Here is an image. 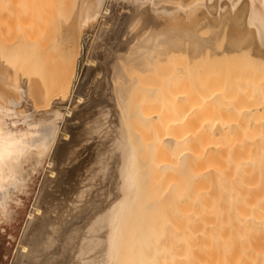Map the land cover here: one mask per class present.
<instances>
[{"label": "bare ground", "instance_id": "6f19581e", "mask_svg": "<svg viewBox=\"0 0 264 264\" xmlns=\"http://www.w3.org/2000/svg\"><path fill=\"white\" fill-rule=\"evenodd\" d=\"M124 11L110 78L101 48ZM24 102L41 119L71 102L68 122L90 125L54 147L43 136L46 178L11 264H264V0H0V152ZM97 138L111 144L82 170ZM17 153L0 171L14 193L35 168Z\"/></svg>", "mask_w": 264, "mask_h": 264}, {"label": "rangeland", "instance_id": "374dc122", "mask_svg": "<svg viewBox=\"0 0 264 264\" xmlns=\"http://www.w3.org/2000/svg\"><path fill=\"white\" fill-rule=\"evenodd\" d=\"M54 14L52 13L51 14L52 16L47 17L46 20L48 21L45 20L46 24L52 21L50 20V17H53ZM54 17L51 19L54 20L55 19ZM124 19H125V11L124 13L123 12L118 13L116 19L113 22L112 29L105 34V37L107 38L111 37V35L113 36L112 42L108 45V48H106L105 46L101 48V53L103 54L102 62L105 68L107 69V74L110 78H111L114 58L117 55L125 54L129 46L125 42H122V37H121V31L123 28ZM49 26H51V23ZM98 29H99V23L95 24L93 27L89 28L84 33L83 55L81 57V61H80L79 68H78L79 79L81 80L84 78L86 74V70H87L85 60L87 59L88 51L91 46L90 43H92L93 39L95 38V35L97 34ZM45 34H47L46 31H45ZM45 34H43L44 36L42 35L41 36L44 38ZM47 36H46L47 39L45 38L46 41L49 40L48 39L49 36L48 37ZM39 41H42V39ZM42 44H44V39H43ZM78 81L76 82V84H78ZM24 103H22V105L19 108H17V110L24 108L26 122L20 121L16 124V126L13 127L15 130L17 129L18 131L23 132V134L19 139H15L3 145V149L0 152V171L1 172L7 171L6 168L8 165L9 157L13 154L14 148H16V152H18L14 156V160H13L15 167H18L21 159H23L30 152L35 168H34L33 173L30 175L29 180L26 181L24 188L20 192L15 191L14 193L12 184L6 179V175L8 174V172L6 175L4 174L3 177L0 175V264H11L12 263L14 254L19 246V243L23 236V232L28 223L29 214L32 212L33 210L32 208L35 206V202L38 199L37 197H39L40 189L42 188L41 186L43 185L44 180L46 178L47 164L50 159V151L46 152L41 158V151H40L39 145H40L41 140L43 139V136L45 135V136L51 137L53 135V132H55L56 133V137L54 140L55 143L53 142L52 144V147H54L58 139L61 140L60 139L62 138L61 134L64 132L66 127L69 125L71 126L74 125V126H80L79 129H77L76 131L78 132V134L82 133V138L89 137L86 134L83 135V133H84V129L90 125V124L88 125L87 123L90 120H86L83 125H81L82 123L81 119L76 120V118H74V120H72L71 123L68 122V117L66 115L68 112L67 110H69V108L72 107L70 106L71 102L59 103V104H56V106H54L55 105L54 104L48 116L43 119H41L42 113L35 112L30 102L28 103L24 102ZM95 105H96V102L93 101L92 99L90 103V110H89L90 112L96 111L97 107H95ZM81 109L82 108H79L76 111L78 112ZM232 112L234 114L235 111H232ZM235 114H237V112H235ZM9 116H11L10 111H4V110L0 111V125H2L3 129L4 130L6 129L7 131H8V127L5 125V120ZM29 127L33 128V131H34L33 134H30L27 132V129ZM107 142L108 141L106 139L100 140L99 138H97L94 140L91 139L89 142L83 141L81 143V145L82 144L88 145V147L92 146L80 158L81 160H83L81 164L83 167L82 170H84L85 167L87 166L91 167L93 165L94 160L99 151H101V153L102 152L104 153L106 151L104 150L105 147H109L110 146L109 144H111L109 142L107 144ZM81 145L77 146L75 150L80 151V149L82 148ZM4 149H12V152L10 151L11 154L7 150H4ZM90 162L92 164H89ZM59 194L60 193H58V195ZM125 197H126V192L120 191L116 193V195L114 196L113 203L120 204L122 200L125 199ZM92 215L93 214H90L85 217V220H84L85 223L91 219ZM97 216H100V215H97ZM82 227L83 229H85V226H82ZM122 231L124 232L125 229L123 228ZM111 237H114V234H112ZM71 238L72 240L76 239L74 235H71ZM115 240L116 239L112 241L113 243H115L114 248H112L113 251L114 249L116 250L117 248H119L118 245L116 246L117 241ZM65 241L69 242L68 235L65 236ZM63 252L65 256L66 249H64ZM113 259L115 262L113 263L116 264L115 258Z\"/></svg>", "mask_w": 264, "mask_h": 264}]
</instances>
